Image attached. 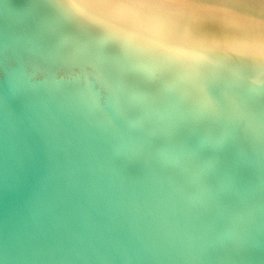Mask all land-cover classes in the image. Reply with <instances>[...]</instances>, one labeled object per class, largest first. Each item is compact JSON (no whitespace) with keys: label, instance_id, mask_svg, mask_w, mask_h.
Listing matches in <instances>:
<instances>
[{"label":"water","instance_id":"95a60500","mask_svg":"<svg viewBox=\"0 0 264 264\" xmlns=\"http://www.w3.org/2000/svg\"><path fill=\"white\" fill-rule=\"evenodd\" d=\"M0 264H264V0H0Z\"/></svg>","mask_w":264,"mask_h":264}]
</instances>
